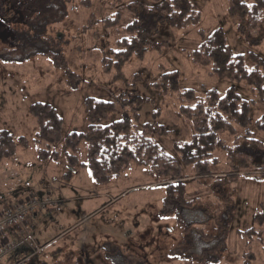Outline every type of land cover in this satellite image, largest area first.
<instances>
[{
    "label": "rangeland",
    "instance_id": "rangeland-1",
    "mask_svg": "<svg viewBox=\"0 0 264 264\" xmlns=\"http://www.w3.org/2000/svg\"><path fill=\"white\" fill-rule=\"evenodd\" d=\"M188 2L200 11V19L183 29L156 21L149 11L152 0H64V15L54 19L39 17L37 9L17 8L18 0L0 3V130L27 140L26 145L17 140L14 156L0 161V203L42 200L46 193L61 202L58 210H47L35 220L30 237L24 233L41 250L18 264H264L260 246L252 243L248 251L237 235L258 226L254 216L264 209V174L229 176L226 151L216 149L213 174L195 177L174 149L175 142L190 138L189 122L177 115L175 95L185 88L198 93L214 88L219 95L233 88L250 103L254 141L244 140L251 146L243 150L260 161L264 148L252 145L264 143V134L253 123L264 115V103L246 82L212 77L206 68L193 65L186 51L198 46V29L208 34L221 28L233 54L255 52L264 59V37L239 34L226 0ZM116 12L121 28L139 19L153 32L141 53L136 50L120 68L113 59L105 69L103 57L113 56L121 34L105 27L104 18ZM47 51L59 52L66 67L54 65ZM170 72L174 78L164 75ZM87 97L114 102L109 122L130 117L132 102L139 100L138 124L165 127L167 134L154 136L177 159L183 186L173 182L168 187L155 171L134 163L107 183L96 182L79 165L67 174L62 143L55 148L56 158L38 160L42 144L34 140L36 122L29 105H52L63 120L64 137L86 131ZM222 138L232 145L230 134ZM79 160L86 162L84 144Z\"/></svg>",
    "mask_w": 264,
    "mask_h": 264
},
{
    "label": "trees",
    "instance_id": "trees-1",
    "mask_svg": "<svg viewBox=\"0 0 264 264\" xmlns=\"http://www.w3.org/2000/svg\"><path fill=\"white\" fill-rule=\"evenodd\" d=\"M226 2L230 15L237 22L239 34L264 37V0H250V3L244 0ZM0 3L3 5L4 0H0ZM152 3L149 11L155 20L172 28L183 29L197 24L200 19V11L188 0H152ZM17 8L37 9L40 11L39 17L54 19L64 15L65 5L64 0H18ZM134 22L125 26L122 24L121 28V15L118 12L104 18L105 27L115 29L121 34L115 42L117 49L113 51V56L103 57L105 69L109 68L113 59L112 63L120 68L136 50L141 53L142 43L147 41V37L153 31L139 19ZM198 34L200 37L198 46L186 51L189 61L195 66L206 68L212 77L246 82L256 93L258 100L264 103V59L255 52H248L246 55L233 54L221 28H216L208 34L198 29ZM47 53L54 65L66 67L59 52ZM73 75L77 76L75 73ZM164 75L174 78L175 72ZM175 96L179 103L177 115L189 122L190 138L175 142L174 149L180 162L190 166L195 177H209L213 174V166L217 163L213 156L216 149L226 151L229 176L264 174V156L257 161L259 160L257 157L243 150L244 146H251L245 144L244 140L254 141L251 138L249 101L239 96L233 88L228 89L223 95H219L214 88H203L202 93L185 88ZM132 104L130 108L133 113L130 117L109 122V114L116 111L114 102L87 97L84 99L86 131H71L63 137V120L54 107L39 101L31 103L28 113L36 122L34 140L42 144L37 150L38 160L46 162L56 158L55 148L62 143L69 167L67 174L79 165L82 168L86 167L96 182L107 183L134 163L155 171L158 176L163 177L160 182L168 187L172 186L173 182L174 185L183 186V176L177 159L167 154L154 136L155 133L167 134L165 127H155L156 122L139 125L137 111L139 100L133 101ZM253 126L258 133L264 134V115L257 118ZM241 129L243 134H238L242 133ZM225 133L233 137L230 147L222 138ZM17 140L23 145L27 143L23 136L17 139L12 132L0 130V161L14 156ZM256 141L257 145L252 146L260 144L264 148V143ZM83 144L86 149V162L79 160ZM174 190H171L170 196ZM181 193L182 188L179 190V197L176 198L180 199ZM254 221L258 226L238 230L237 235L248 251L252 243H256L264 255V231L261 228L264 223V209L256 213Z\"/></svg>",
    "mask_w": 264,
    "mask_h": 264
},
{
    "label": "built area",
    "instance_id": "built-area-1",
    "mask_svg": "<svg viewBox=\"0 0 264 264\" xmlns=\"http://www.w3.org/2000/svg\"><path fill=\"white\" fill-rule=\"evenodd\" d=\"M58 202H54L49 198L42 200L23 199L15 205H6L0 214V232L4 228H10L17 233H25L27 230V217L32 212L45 211L48 208H56ZM20 235V234H19ZM16 244L13 241H5L0 245V252L2 254L14 249Z\"/></svg>",
    "mask_w": 264,
    "mask_h": 264
},
{
    "label": "crops",
    "instance_id": "crops-1",
    "mask_svg": "<svg viewBox=\"0 0 264 264\" xmlns=\"http://www.w3.org/2000/svg\"><path fill=\"white\" fill-rule=\"evenodd\" d=\"M46 194L48 195L49 193H46ZM47 195H45V197ZM21 200L22 199H16V201H13L9 204L8 203H0V214L2 213V210L4 209V207L6 205H15L16 203L20 202ZM58 203H59V205L61 204V202H58ZM59 205L57 206V208H49V209H46L45 211H37V212L30 214L27 217V221L25 224L27 226L26 227L27 230L25 231V234H28L27 236L30 237V234L28 233V229L35 226V224H34L35 220L39 219L40 217L45 215V212L47 210H50V209L58 210ZM23 236H24V234L22 235L21 233L14 232V230H11L10 228H4L1 230V232H0V245L5 241H13L16 244V246L14 249H12L11 251H9L6 254H2L0 252V264L6 260H7V263H9V264H18L21 261L20 259H23V258H24L23 260L28 259L30 257L31 252H32L31 257H35V258L37 257V256H35V254H37V252L39 250H41V247L39 248V247H37V245L32 246V244H35L37 242V240H35V239L33 240V238H32V240L30 242L27 239V236H25V237H23ZM14 260H16V261L13 262Z\"/></svg>",
    "mask_w": 264,
    "mask_h": 264
}]
</instances>
